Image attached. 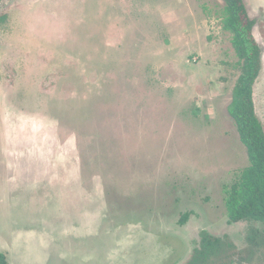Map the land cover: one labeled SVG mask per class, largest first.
Instances as JSON below:
<instances>
[{
	"label": "rangeland",
	"instance_id": "rangeland-1",
	"mask_svg": "<svg viewBox=\"0 0 264 264\" xmlns=\"http://www.w3.org/2000/svg\"><path fill=\"white\" fill-rule=\"evenodd\" d=\"M262 49L264 0H243ZM223 0H0V253L10 264H264V223H228L249 166ZM192 212L182 225L181 215ZM234 263L224 254L234 255ZM236 251V252H237Z\"/></svg>",
	"mask_w": 264,
	"mask_h": 264
},
{
	"label": "trees",
	"instance_id": "trees-1",
	"mask_svg": "<svg viewBox=\"0 0 264 264\" xmlns=\"http://www.w3.org/2000/svg\"><path fill=\"white\" fill-rule=\"evenodd\" d=\"M223 2L226 5L224 29L233 35L232 45L241 66V75L234 88L228 113L236 125L240 141L247 149L249 159V166L226 189L228 223H264V127L257 116L254 100V87L263 68L262 49L254 35L257 22L250 18L243 0ZM192 215L191 211L183 213L180 223L185 225ZM201 236V248L194 250L188 264H210L212 256L223 252L220 238L206 232H202ZM236 251L233 257L223 253V262L234 263L235 255L240 258V253ZM239 260L240 264H251L246 258L241 257ZM0 264H10L4 253H0Z\"/></svg>",
	"mask_w": 264,
	"mask_h": 264
},
{
	"label": "crops",
	"instance_id": "crops-1",
	"mask_svg": "<svg viewBox=\"0 0 264 264\" xmlns=\"http://www.w3.org/2000/svg\"><path fill=\"white\" fill-rule=\"evenodd\" d=\"M257 24V23H256ZM255 30V29H254Z\"/></svg>",
	"mask_w": 264,
	"mask_h": 264
}]
</instances>
